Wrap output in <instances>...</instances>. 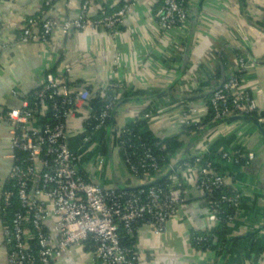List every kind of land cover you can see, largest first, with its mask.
<instances>
[{"label":"crops","instance_id":"0c3cea01","mask_svg":"<svg viewBox=\"0 0 264 264\" xmlns=\"http://www.w3.org/2000/svg\"><path fill=\"white\" fill-rule=\"evenodd\" d=\"M47 1L0 0V264L8 262L1 200L14 166L10 127L1 116L19 109L25 98L43 86L48 74L75 80V91L90 90L91 99L79 106L76 119L68 125L70 147L77 152L79 167L88 179L108 189L143 185L130 174L119 155L116 141L120 130L146 119V130L159 140H167L182 132L184 110H194L189 122L203 121L210 115L207 101L185 99L209 95L224 83L233 72L238 50L250 62L245 87L264 115V0H189L187 25L172 32L162 31L154 20L159 0H138L124 17L117 36L104 30L64 34L57 29L47 43H21L18 38L28 19L47 11L59 24L74 21L88 0H55L46 10ZM89 1L90 16L96 18L103 10L116 12L123 0ZM258 22L263 29L255 25ZM221 58L227 62L225 70L219 72ZM219 73L222 79L218 82ZM113 84L124 86L119 92L123 103L112 125L113 140L104 146V129L84 145L82 139L89 134L86 124L94 114L90 102L103 97ZM205 134L196 146H191L187 154L190 159L204 155L218 159L225 150L256 153L254 161L235 170L231 185L242 195L243 207L229 225V234L244 249L232 247L223 264H264L261 128L254 122H225ZM181 155L182 151L159 177L170 178V191L179 202L178 212L162 234L147 225L138 229L139 264H215L214 252L197 251L192 245L195 232L218 224L210 220L206 194L198 189L197 171L174 168ZM54 223L53 217L46 221L53 241L57 239ZM27 238H32L31 232H27ZM55 264L100 263L86 243L71 247Z\"/></svg>","mask_w":264,"mask_h":264},{"label":"built area","instance_id":"2783aa9c","mask_svg":"<svg viewBox=\"0 0 264 264\" xmlns=\"http://www.w3.org/2000/svg\"><path fill=\"white\" fill-rule=\"evenodd\" d=\"M55 0H48L46 7L51 8ZM138 0H123L121 8L109 14L102 11L99 16H90V1L82 7L81 16L59 24L47 11L30 18L18 40L21 43H47L52 33L60 29L67 34L70 31L89 29L104 30L113 36L119 34L124 17L132 12ZM189 0H159L154 14L156 24L164 32L184 28L189 21ZM40 23L42 24L40 26ZM250 62L244 53L235 59L232 74L214 90L210 100V115L213 121H222L234 117L257 115L258 123L264 125L257 100L245 87L244 77ZM73 79H62L48 74L42 87L31 95L33 106L28 97L19 109L1 116L10 127L11 150L14 166L8 178V186L3 192L1 204L6 214L16 198L20 205L10 227L5 228L8 249L7 264H55L56 259L75 245L88 242L94 247V256L100 264H137V252L122 247L118 235L119 224L124 225L129 234L134 233L135 224L150 226L157 234L166 231L169 221L177 214L179 202L171 191L159 187L137 190H119L104 188L91 182L79 167V156L70 147L68 125L76 119L79 106L91 99L88 89L75 91ZM121 84H113L104 96L108 98L106 109L96 118L94 130L87 131L82 141L89 143L95 132H101L111 119V112L120 101ZM53 112L58 124H41L37 115L44 111ZM194 110H184L182 122L187 124ZM183 124V125H184ZM88 130V129H87ZM132 146V145H130ZM144 156L138 165L130 158L125 162L130 174L145 177L161 171L154 150L147 145L141 146ZM256 159L253 151L231 153L222 151L218 159H195L182 166L197 171L198 189L205 194L221 191L219 201L212 203L210 220L219 223L218 210L221 204H228L236 210L230 217L231 223L242 210V195L234 190L228 191L235 178V170L248 165ZM101 163L103 159L99 157ZM9 187V188H8ZM55 219L53 241L46 227L48 218ZM27 232L32 238H27ZM38 243V258L31 249V240Z\"/></svg>","mask_w":264,"mask_h":264},{"label":"trees","instance_id":"16d2710c","mask_svg":"<svg viewBox=\"0 0 264 264\" xmlns=\"http://www.w3.org/2000/svg\"><path fill=\"white\" fill-rule=\"evenodd\" d=\"M160 4V2H159ZM49 7H45L44 9L48 10ZM121 8V7H120ZM119 8V9H120ZM188 8V4H187ZM118 9V10H119ZM117 10V11H118ZM108 12V11H107ZM109 13V12H108ZM41 14V13H40ZM39 14V15H40ZM109 14H112L110 12ZM42 24L40 23V26ZM260 29H263L262 24L255 23ZM237 55L239 53H243L242 51L238 50ZM221 62V68L225 70L226 64L224 66V63H226V59L224 60L221 58L219 60ZM56 75L55 73H52ZM221 73L218 75L217 81H221ZM220 77V78H219ZM223 83H220L216 86L215 90L220 88ZM214 91H212L209 95L204 96H194L192 97H186L185 100L187 101H193V99H205L210 105V100L212 97ZM126 95V94H125ZM124 99V97L122 98ZM28 100L30 101V104L34 103L33 96H29ZM123 100L119 101L115 108L111 112V119L107 122L106 127L104 128L105 131L103 132V143L104 146H108L111 144L113 140L114 134L111 133L112 131V125L114 118L116 117V114L118 112V109L120 105L123 103ZM91 108L93 109V116L90 119V121L86 124V129L94 130L95 126L97 124L96 118L100 116V114L106 109V106L108 104V98L105 96H98L97 98L93 99L91 102ZM39 122L41 124H58V122L55 119V116L53 112L51 111H44L43 114L37 115ZM243 118H249L248 121L242 120L244 122H254L256 123L259 128H261V131L263 133L264 137V125H261L258 123V116L257 115H249V116H242ZM231 118L225 119L222 121H213L211 116H208L203 121L199 123H193L192 121L188 122L183 126L182 132L170 139L167 140H159L157 139L152 132L146 130L148 126V120H139L135 123L126 126L122 128L119 132V136L117 138V146L118 151L121 159L125 163L128 158L132 160L133 165H138L140 163L141 158L144 156L143 148L141 147L143 144L147 145L151 150H154L155 158L157 159L159 166L161 168V171L157 174L150 175L149 177H145L143 173H140L138 177H134L137 180L142 181V186H139L140 188L149 189L152 187H159L164 189L165 191L169 192L171 181L170 178H159L161 174H163L162 171H164L165 168H168L174 160L177 159L178 154L180 151H182V155L180 157V160L174 165V168H178L179 166H182L187 161H190L191 163L195 162L196 158H189L188 157V151L190 150L191 146H196L201 139H203L206 136V132L213 129L215 126H219L225 122H230ZM252 120V121H251ZM206 127L208 128L206 130ZM204 130H203V129ZM96 133V132H95ZM186 137V138H185ZM132 145V146H130ZM204 159H210L209 155H204ZM158 177L159 179L152 180L153 178ZM147 178V180H146ZM152 180V181H150ZM144 182V183H143ZM9 188V187H8ZM138 187H119L117 189L119 190H137ZM234 188L229 189V193L232 194L234 192ZM222 192L219 191H213L211 193L206 194V205L210 208L212 203H215L220 200L222 196ZM20 210V205L18 200L15 198L13 201V205L6 210V214L3 212V205L1 204V211L4 215H1L2 222L4 224V228L10 227L12 224V220L14 217V214ZM218 216H219V223L217 226L211 228L207 231L202 232H195L192 236V245L197 251L202 252H214L216 254V260L215 264H223L226 260L227 256L230 253V250L232 247H237L238 249L243 251V247L238 246L237 241L235 244V241L230 238L229 234V225L231 224L230 217H234L236 215V210L233 207H230L228 204H221L218 210ZM144 226L143 223L135 224V230L134 233L129 234L128 231L125 229L124 225L119 224L118 228V235L121 241V245L124 248L131 249L136 252V235L137 231L140 227ZM88 248L94 252V247L92 243L88 242ZM31 249L35 255L36 258H38V243L37 241L31 240ZM139 264V262H137Z\"/></svg>","mask_w":264,"mask_h":264},{"label":"water","instance_id":"95a60500","mask_svg":"<svg viewBox=\"0 0 264 264\" xmlns=\"http://www.w3.org/2000/svg\"><path fill=\"white\" fill-rule=\"evenodd\" d=\"M242 120H246L248 121L249 118H243V117H234V118H231L229 121L230 122H238V121H242ZM252 121V120H251ZM142 188V187H141ZM137 189H140V187H138Z\"/></svg>","mask_w":264,"mask_h":264}]
</instances>
